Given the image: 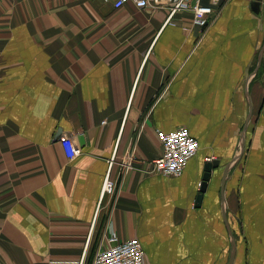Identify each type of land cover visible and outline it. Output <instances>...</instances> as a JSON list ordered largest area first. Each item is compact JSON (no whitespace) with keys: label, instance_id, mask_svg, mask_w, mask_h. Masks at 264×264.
<instances>
[{"label":"crops","instance_id":"crops-1","mask_svg":"<svg viewBox=\"0 0 264 264\" xmlns=\"http://www.w3.org/2000/svg\"><path fill=\"white\" fill-rule=\"evenodd\" d=\"M113 2L0 0V264H92L112 235L146 264H264V0H226L203 32ZM181 127L196 157L148 173Z\"/></svg>","mask_w":264,"mask_h":264},{"label":"built area","instance_id":"built-area-1","mask_svg":"<svg viewBox=\"0 0 264 264\" xmlns=\"http://www.w3.org/2000/svg\"><path fill=\"white\" fill-rule=\"evenodd\" d=\"M109 2L110 0H105ZM226 0H114L113 7L121 9L133 5L137 9L165 10L169 17L173 18L180 12H190L193 15V26L202 30L208 27L216 18L219 10ZM105 124V123H103ZM161 144V155L154 159L148 173H156L166 177H180L188 163L196 157L200 145L186 127H181L171 132H157ZM63 147L70 160L81 154V149L73 139L65 138ZM114 161V160H113ZM206 161H212L208 158ZM127 169H133L131 164L126 163ZM112 166L108 170L101 191L98 212L103 200L107 196H114L116 183L112 178ZM201 187V184H200ZM92 264H146V254L142 243L138 239L119 240L116 235L107 239V246L99 251Z\"/></svg>","mask_w":264,"mask_h":264},{"label":"water","instance_id":"water-1","mask_svg":"<svg viewBox=\"0 0 264 264\" xmlns=\"http://www.w3.org/2000/svg\"><path fill=\"white\" fill-rule=\"evenodd\" d=\"M262 0H252V6L253 8H256L257 11H259L261 7ZM264 52V45L262 48L261 54ZM260 54V55H261ZM261 60V59H260ZM220 167V161L218 160H212V161H206L204 165V175H203V182L201 184L199 194L196 198V206L200 207L201 203L204 198V194L206 193L208 189V184L213 176L214 171H216ZM229 170H225V174L227 175Z\"/></svg>","mask_w":264,"mask_h":264}]
</instances>
